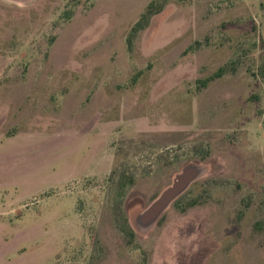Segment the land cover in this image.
<instances>
[{
    "label": "rangeland",
    "instance_id": "rangeland-1",
    "mask_svg": "<svg viewBox=\"0 0 264 264\" xmlns=\"http://www.w3.org/2000/svg\"><path fill=\"white\" fill-rule=\"evenodd\" d=\"M152 1L0 0V264H264V0Z\"/></svg>",
    "mask_w": 264,
    "mask_h": 264
},
{
    "label": "trees",
    "instance_id": "trees-1",
    "mask_svg": "<svg viewBox=\"0 0 264 264\" xmlns=\"http://www.w3.org/2000/svg\"><path fill=\"white\" fill-rule=\"evenodd\" d=\"M167 2L168 0H155L147 5L144 12L131 27L126 37V46L129 53L133 52L135 47V42L137 41L139 35L149 27L152 19L164 10ZM261 70L264 72V66H262ZM228 72H229V68L227 66H223L219 68L212 76L201 81L200 85L202 87H205L212 81L222 78ZM142 76H143L142 71L137 72L131 80L132 84L136 83L139 80V78H141ZM133 184H134V180L132 178L123 175L119 181V190H120L119 195L122 196L124 190L127 187H131ZM121 231L130 242H132L135 239V233L131 228V226L129 225L127 219H124V222L121 225Z\"/></svg>",
    "mask_w": 264,
    "mask_h": 264
},
{
    "label": "water",
    "instance_id": "water-1",
    "mask_svg": "<svg viewBox=\"0 0 264 264\" xmlns=\"http://www.w3.org/2000/svg\"><path fill=\"white\" fill-rule=\"evenodd\" d=\"M16 2H29L31 0H11ZM199 170L195 167L187 168L181 175H179L172 187L166 190L160 198L144 212L138 221L141 228L152 225L161 212L170 204V202L177 197L198 175Z\"/></svg>",
    "mask_w": 264,
    "mask_h": 264
}]
</instances>
